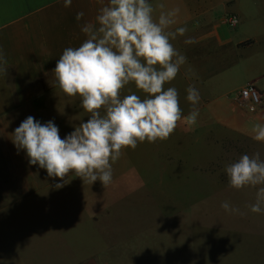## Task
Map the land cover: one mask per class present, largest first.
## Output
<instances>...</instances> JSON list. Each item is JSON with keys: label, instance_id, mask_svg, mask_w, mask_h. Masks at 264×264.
I'll return each instance as SVG.
<instances>
[{"label": "rangeland", "instance_id": "obj_1", "mask_svg": "<svg viewBox=\"0 0 264 264\" xmlns=\"http://www.w3.org/2000/svg\"><path fill=\"white\" fill-rule=\"evenodd\" d=\"M221 1L228 7L224 20L228 16L239 19L240 14L239 25L230 33L233 42L254 37L262 44L229 48L230 67L213 76L196 77L197 69L188 63L190 55L184 50V37L172 41L187 61L165 88L178 90L184 116L192 107L186 89L194 85L199 90L197 123L188 126L182 119L168 139L145 141L135 150L122 149L112 164L113 180L107 188L100 181L84 183L71 174L60 189L55 187L63 183L60 178L48 183L55 208L54 238L79 243L81 262L264 264V211L253 213L248 207L255 203L257 189L229 187L224 171L226 164L242 154L259 151L264 158V146L228 130L222 118L212 113L234 104L231 96L246 85L255 70L264 68V0ZM159 2L168 6V0H154L153 5ZM192 4L194 0H176L181 8L180 26L186 23ZM206 4L210 6L211 1ZM208 53L199 52L198 58L203 61ZM54 85L53 98L43 105L54 108L51 116L63 139L89 114L78 106V96L67 98L56 90V82ZM129 89L141 98L145 95L134 84L126 86L122 95ZM40 118L45 122V117ZM38 170L47 173L39 165ZM225 201L243 214L226 212L221 207ZM62 213L65 218L60 221Z\"/></svg>", "mask_w": 264, "mask_h": 264}, {"label": "clouds", "instance_id": "obj_2", "mask_svg": "<svg viewBox=\"0 0 264 264\" xmlns=\"http://www.w3.org/2000/svg\"><path fill=\"white\" fill-rule=\"evenodd\" d=\"M72 0H64L70 7ZM158 12V15H157ZM179 6L165 3L153 5L150 0H108L101 6L95 21H84L80 30L85 35L79 46L66 47L52 70L56 86L67 98L79 97V107L89 115L79 120L74 131L61 138L54 120L46 123L28 116L12 133V142L25 150L30 165L46 169L51 178L68 183L69 175L84 183L100 181L107 188L113 180L112 164L122 149H136L145 141L166 140L182 119L188 126L197 123L201 96L194 85L186 89L191 104L187 116L180 107L175 87L165 88L173 81L187 58L172 41L186 37L192 45L196 39L186 36L189 29L179 23ZM84 12L76 14L81 21ZM236 23L237 21H233ZM8 63L0 50V72ZM129 84L144 93L122 90ZM254 110V109H253ZM253 139L264 142V125L257 124ZM229 187L256 188L255 203L248 207L253 213L264 211V158L259 151L242 154L225 165ZM221 207L229 213L243 214L225 201Z\"/></svg>", "mask_w": 264, "mask_h": 264}, {"label": "crops", "instance_id": "obj_3", "mask_svg": "<svg viewBox=\"0 0 264 264\" xmlns=\"http://www.w3.org/2000/svg\"><path fill=\"white\" fill-rule=\"evenodd\" d=\"M207 1L194 0L186 19V36L194 37L196 43H184V50L190 55L188 63L197 69L196 77L213 76L230 67L229 48L262 44L254 37L233 42L230 33L239 22L229 27L223 19L226 4L209 0L208 6ZM107 3L72 0L66 8L64 0H0V50L8 61L3 66L7 71L0 72V264H87L81 262L79 243L54 238L55 208L52 187L51 192L48 187L52 178L46 172L39 174L38 165H30L26 151H18L12 142V133L28 116L37 121L45 117L41 123L53 120L54 108L43 105L55 93L52 70L66 47L79 46L86 39L80 24L94 22L99 8ZM175 6L176 0H168V8ZM81 11L85 15L77 21L76 14ZM245 42L251 43L240 46ZM203 51L209 53L201 61L198 54ZM247 83L258 88L264 101V68L255 70ZM212 113L222 118L228 130L264 146L253 139L255 125H264V104L256 112L230 104Z\"/></svg>", "mask_w": 264, "mask_h": 264}, {"label": "built area", "instance_id": "obj_4", "mask_svg": "<svg viewBox=\"0 0 264 264\" xmlns=\"http://www.w3.org/2000/svg\"><path fill=\"white\" fill-rule=\"evenodd\" d=\"M234 20L237 22L234 23ZM225 22L229 27L234 28L238 24V18L235 16H228L225 19ZM230 100L240 110H246L249 112H256L264 104L262 94L252 83H247L238 92L231 96Z\"/></svg>", "mask_w": 264, "mask_h": 264}, {"label": "trees", "instance_id": "obj_5", "mask_svg": "<svg viewBox=\"0 0 264 264\" xmlns=\"http://www.w3.org/2000/svg\"><path fill=\"white\" fill-rule=\"evenodd\" d=\"M251 42H245V43H243V44H240V46H246V45H248V44H250Z\"/></svg>", "mask_w": 264, "mask_h": 264}]
</instances>
